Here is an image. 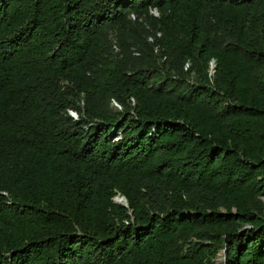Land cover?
Instances as JSON below:
<instances>
[{
	"label": "trees",
	"instance_id": "trees-1",
	"mask_svg": "<svg viewBox=\"0 0 264 264\" xmlns=\"http://www.w3.org/2000/svg\"><path fill=\"white\" fill-rule=\"evenodd\" d=\"M222 250L264 264V0H0V264Z\"/></svg>",
	"mask_w": 264,
	"mask_h": 264
},
{
	"label": "rangeland",
	"instance_id": "rangeland-1",
	"mask_svg": "<svg viewBox=\"0 0 264 264\" xmlns=\"http://www.w3.org/2000/svg\"><path fill=\"white\" fill-rule=\"evenodd\" d=\"M153 13H155L156 15H158L156 10H153ZM115 48L118 49L116 46H115ZM113 105H114V106H117L118 108H121V106H119L118 103L115 102V101H113ZM74 116H77V115H74ZM117 197H121V195H118ZM117 197H115L116 200H117ZM118 200H119V199H118ZM122 200H123V201H122ZM124 200H125V201H124ZM119 201H121V202H123V203L126 202L125 205H127V199H125V198H123V199L120 198ZM222 255H223V253L220 252V257H219V258H220L221 260H219V261L216 260V263H215V264H223Z\"/></svg>",
	"mask_w": 264,
	"mask_h": 264
},
{
	"label": "built area",
	"instance_id": "built-area-1",
	"mask_svg": "<svg viewBox=\"0 0 264 264\" xmlns=\"http://www.w3.org/2000/svg\"><path fill=\"white\" fill-rule=\"evenodd\" d=\"M157 14H158V12H157ZM215 61H212L211 62V71H210V75H213V73H214V71H215ZM70 113L74 116V115H77L74 111H70ZM75 117H77V116H75Z\"/></svg>",
	"mask_w": 264,
	"mask_h": 264
},
{
	"label": "clouds",
	"instance_id": "clouds-1",
	"mask_svg": "<svg viewBox=\"0 0 264 264\" xmlns=\"http://www.w3.org/2000/svg\"><path fill=\"white\" fill-rule=\"evenodd\" d=\"M118 196V195H117ZM117 196H115V197H117ZM115 197H114V200L116 201V202H119V203H122V204H125V203H123V202H121V201H119L120 200V198H125L124 196H121V197H117V200L115 199ZM119 199V200H118ZM126 199V198H125Z\"/></svg>",
	"mask_w": 264,
	"mask_h": 264
},
{
	"label": "water",
	"instance_id": "water-1",
	"mask_svg": "<svg viewBox=\"0 0 264 264\" xmlns=\"http://www.w3.org/2000/svg\"><path fill=\"white\" fill-rule=\"evenodd\" d=\"M222 253H224V250L221 251ZM217 261L221 260L220 258L216 259ZM222 260H223V264H226L225 262V256L222 255Z\"/></svg>",
	"mask_w": 264,
	"mask_h": 264
},
{
	"label": "bare ground",
	"instance_id": "bare-ground-1",
	"mask_svg": "<svg viewBox=\"0 0 264 264\" xmlns=\"http://www.w3.org/2000/svg\"><path fill=\"white\" fill-rule=\"evenodd\" d=\"M123 201V200H122ZM125 201V200H124ZM126 203V202H125Z\"/></svg>",
	"mask_w": 264,
	"mask_h": 264
}]
</instances>
